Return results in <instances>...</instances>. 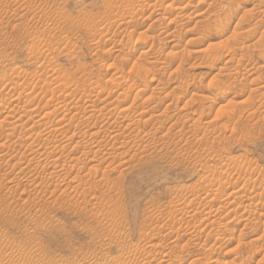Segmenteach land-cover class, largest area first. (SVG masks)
Listing matches in <instances>:
<instances>
[{
	"label": "rangeland",
	"instance_id": "obj_1",
	"mask_svg": "<svg viewBox=\"0 0 264 264\" xmlns=\"http://www.w3.org/2000/svg\"><path fill=\"white\" fill-rule=\"evenodd\" d=\"M0 264H264V0H0Z\"/></svg>",
	"mask_w": 264,
	"mask_h": 264
},
{
	"label": "bare ground",
	"instance_id": "obj_2",
	"mask_svg": "<svg viewBox=\"0 0 264 264\" xmlns=\"http://www.w3.org/2000/svg\"><path fill=\"white\" fill-rule=\"evenodd\" d=\"M231 12H232V9L229 12H227V14H230Z\"/></svg>",
	"mask_w": 264,
	"mask_h": 264
}]
</instances>
